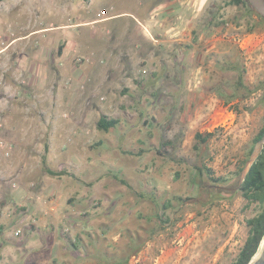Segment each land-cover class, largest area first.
I'll list each match as a JSON object with an SVG mask.
<instances>
[{
  "label": "rangeland",
  "instance_id": "obj_1",
  "mask_svg": "<svg viewBox=\"0 0 264 264\" xmlns=\"http://www.w3.org/2000/svg\"><path fill=\"white\" fill-rule=\"evenodd\" d=\"M167 1L0 3V87L10 83L18 62L31 71L34 86L28 102L0 106V140L11 146L9 157L0 150V264H232L237 258L248 236L246 221L260 211L242 198L235 173L263 126L264 75L246 73L247 55L233 43L229 57L236 62L217 57L215 70H205L209 87L196 91L201 102L178 103L183 90L195 86L186 75L175 83L179 92L168 117L170 105L155 118L145 114L152 105L129 111L130 99L122 101L119 88L131 76L146 75V66L128 71L120 35L133 41L127 29ZM226 1L211 2L221 7L234 36L264 31L262 22L248 31L243 7H224ZM107 44L118 56L96 53ZM61 45L68 62L57 53ZM104 72L112 81L105 83ZM11 100L1 95L0 103ZM20 110L26 121H2L1 115ZM100 115L119 117L117 129L98 131ZM196 133L213 134L197 151ZM167 140L174 148L160 157L155 151ZM140 149L150 152L125 154ZM43 155L51 170L64 174L47 175ZM196 168L227 181L216 185ZM152 195L161 203L183 199L180 206L172 201L169 223L158 225Z\"/></svg>",
  "mask_w": 264,
  "mask_h": 264
},
{
  "label": "crops",
  "instance_id": "obj_2",
  "mask_svg": "<svg viewBox=\"0 0 264 264\" xmlns=\"http://www.w3.org/2000/svg\"><path fill=\"white\" fill-rule=\"evenodd\" d=\"M211 1L214 0H168L167 3L158 6V10L154 13L148 14L144 22L137 20L134 30L127 29V33L130 34L131 32L130 38H133V41L124 42L129 36L121 33L120 38L123 43L120 45L121 56L128 63V71L136 65L146 66L144 69L142 68L146 71V75L139 77L142 82L136 80L135 76L133 79L131 76L130 79L126 75L124 77L130 79V82L119 88L122 101H125L124 97L130 99L126 105H132L128 107L129 111L135 104L142 105V107L152 105L151 110L145 106V114L155 118L154 115L162 114L160 111L170 105L167 113L164 114L168 117L172 112L171 105L175 103L173 94L179 92V87L175 83L179 79L182 80L186 75L189 76L187 82L194 83L195 86L192 87V91L185 88L183 95L177 101L182 105H195L203 100L196 91L199 88L209 87L205 84V70L207 68L215 70L217 65L215 58L226 57L234 63L235 59H230L229 52L234 47L231 38L234 36L233 30L235 28L231 27V23L224 21L221 7L215 6ZM253 19H256L258 26L261 25L257 17L254 16ZM94 22L97 20L92 21V23ZM254 34H246L249 35L251 44L257 45V47L251 52L249 51V54L243 52L247 55L243 67L246 73H250L253 78H256L259 74L264 75V31ZM61 46L64 49V46ZM63 49L60 53V60L61 62H68V56ZM110 49L107 44L103 52L101 49L97 50L96 53L107 58L118 56L113 48ZM14 67L16 70L12 71L10 83L4 85L3 89L0 87V98L1 95H6V97L12 96L13 100L9 101V104L0 103V106L16 108L14 104L17 102L15 101L28 102L30 91L33 90L31 71L24 69L25 67L19 62ZM102 74L105 83L112 81L107 72ZM85 76L90 78L91 73L87 71ZM18 79H21L22 84L14 82L19 81ZM45 79L47 78L45 77ZM92 79V83L97 85L96 76L92 75ZM139 83L143 84L142 88H140ZM115 88L116 86L113 87V89ZM142 92L147 95L142 96ZM122 101L121 104H123ZM7 111L10 112L12 109L8 108ZM14 114V116L10 115L9 117L5 114L1 115L2 121L10 126H14V124L16 126L15 122L26 119L22 117L21 110L20 113L14 112ZM27 120L29 119L27 118ZM32 120L33 118L30 121ZM27 200L30 201L29 198ZM50 209L56 210L57 207L54 206Z\"/></svg>",
  "mask_w": 264,
  "mask_h": 264
},
{
  "label": "trees",
  "instance_id": "obj_3",
  "mask_svg": "<svg viewBox=\"0 0 264 264\" xmlns=\"http://www.w3.org/2000/svg\"><path fill=\"white\" fill-rule=\"evenodd\" d=\"M4 1L5 0H0V3ZM223 6L224 7H229V6L243 7V9L245 10L246 16H247V25H250V27L248 28V31H253V28L258 25L257 22L256 23L253 22L252 18L254 16L257 17L260 22L264 23V18L260 17L249 6V3L247 0H228L223 4ZM62 49L63 47L60 46L58 49V54L61 53ZM241 82H242V78L239 76L237 84L241 85ZM119 123L120 122L118 119L111 118L106 115H100L96 122V129L104 133H111L117 129ZM263 136H264V114H263V126L260 129L257 136L255 137L253 146L248 151L247 158L243 160L242 166L239 168L238 172L235 173V175L240 177V174L244 168L245 162L250 157L255 144ZM212 137H213L212 133H206L204 135L196 133L194 135L195 144L193 146V149L197 151L200 144H204L208 142ZM172 145L173 143L170 140H167L163 142L158 149H156L155 153L158 156L163 157L164 154L167 153L169 149L174 148ZM44 149H45V152H47V146H45ZM148 152H150V150L141 149L136 153H133L131 151H126L125 154L134 156V157H142L145 153H148ZM41 163H42L44 172L51 177H60L64 174L63 172H56V171L51 170L46 164L45 155L42 156ZM196 170H197L198 176H202L204 174L207 180H209L210 182L216 185H221L222 183L227 181L222 178L213 177V172L208 168H204V173L200 168L199 169L196 168ZM113 177L117 179V176L113 175ZM121 182L125 183L123 180H121ZM238 191L240 192L242 198L246 200L248 203H258L260 205L259 213L254 218L248 219L246 221V226L248 227V236H247V239L243 247L239 251L237 258L232 263V264H247L250 261L251 257L255 254L258 246L260 245L259 243L261 242L264 236V146L257 160L254 162V164L250 167L249 171L247 172L243 183L238 187ZM149 198H151V202L153 203L155 207L154 217L156 218V221L159 223L158 225L169 223L170 218L167 215V211L173 208V205H172L173 200L177 203V206H180L183 202V199L178 196L173 197L172 200L163 201L162 203L157 201L155 195H152ZM217 198H220V197H217ZM1 229L2 228L0 226V235H1ZM135 253H137V251H135Z\"/></svg>",
  "mask_w": 264,
  "mask_h": 264
},
{
  "label": "water",
  "instance_id": "obj_4",
  "mask_svg": "<svg viewBox=\"0 0 264 264\" xmlns=\"http://www.w3.org/2000/svg\"><path fill=\"white\" fill-rule=\"evenodd\" d=\"M249 6L262 18H264V0H247ZM264 146V136L255 144L252 153L248 160L245 162L244 168L240 174L238 187L243 183L244 178L249 171L250 167L257 160ZM249 264H264V245L259 258L251 261Z\"/></svg>",
  "mask_w": 264,
  "mask_h": 264
},
{
  "label": "built area",
  "instance_id": "obj_5",
  "mask_svg": "<svg viewBox=\"0 0 264 264\" xmlns=\"http://www.w3.org/2000/svg\"><path fill=\"white\" fill-rule=\"evenodd\" d=\"M99 16V14H98ZM101 17V16H99ZM249 35H235L231 39L233 42L237 45V47L242 51L247 54H249L253 49L257 47V45H252L251 40L248 37ZM250 51V52H249ZM219 118V117H218ZM221 119V118H220ZM2 126L0 125V129ZM0 150L2 151L3 155L5 157L10 156V151H11V146H7L6 143L0 140Z\"/></svg>",
  "mask_w": 264,
  "mask_h": 264
},
{
  "label": "bare ground",
  "instance_id": "obj_6",
  "mask_svg": "<svg viewBox=\"0 0 264 264\" xmlns=\"http://www.w3.org/2000/svg\"><path fill=\"white\" fill-rule=\"evenodd\" d=\"M263 245H264V236H263V238H262V240L260 242V245H259V247L257 249V252L255 253V255L252 258V261H255V260H257L259 258L260 254H261V251H262V248H263Z\"/></svg>",
  "mask_w": 264,
  "mask_h": 264
}]
</instances>
